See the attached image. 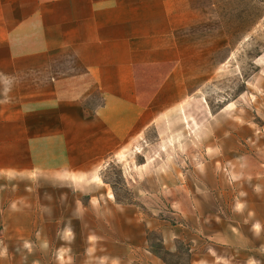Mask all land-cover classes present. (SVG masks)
I'll use <instances>...</instances> for the list:
<instances>
[{
    "label": "crops",
    "instance_id": "0c3cea01",
    "mask_svg": "<svg viewBox=\"0 0 264 264\" xmlns=\"http://www.w3.org/2000/svg\"><path fill=\"white\" fill-rule=\"evenodd\" d=\"M208 2L0 0V178L43 189L5 225L27 264H264V191L223 178L230 141L167 132L215 71Z\"/></svg>",
    "mask_w": 264,
    "mask_h": 264
},
{
    "label": "rangeland",
    "instance_id": "374dc122",
    "mask_svg": "<svg viewBox=\"0 0 264 264\" xmlns=\"http://www.w3.org/2000/svg\"><path fill=\"white\" fill-rule=\"evenodd\" d=\"M208 3L205 27L210 28L215 45L220 43L212 63L215 71L211 81L200 84V101L191 102L187 114L173 120L167 132L171 134L174 130V138L200 142L230 141L237 163L220 165L223 178L233 182L230 187L235 185L240 192L250 187L259 195L264 191V0H209ZM213 127L219 131L212 130ZM147 138L153 140L154 132H149ZM208 153V148H200V155ZM229 166L234 169L231 175L224 171ZM106 173L119 198L132 202L120 168L112 165ZM39 182L0 178V264H27L26 252L36 251L33 244L27 248L22 243L18 237L20 227L14 233L13 228L5 225L26 219L22 212L27 204L22 199L38 202V190L41 189V195L43 190ZM79 201L87 202L85 197ZM160 201L164 202L163 197ZM164 213L159 212L158 217ZM151 239L161 251L159 234H151Z\"/></svg>",
    "mask_w": 264,
    "mask_h": 264
}]
</instances>
